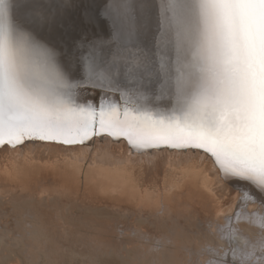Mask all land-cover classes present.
Masks as SVG:
<instances>
[{"label": "bare ground", "instance_id": "6f19581e", "mask_svg": "<svg viewBox=\"0 0 264 264\" xmlns=\"http://www.w3.org/2000/svg\"><path fill=\"white\" fill-rule=\"evenodd\" d=\"M61 2L11 0L12 22L52 49L67 82L79 84L74 99L95 108L96 134L72 145L27 137L0 145V264H264V192L204 149L163 142L133 149L122 133L98 126L101 106H118L121 119L125 107L184 118L174 64L167 78L128 84L123 95L96 79L114 56L134 58L153 44L160 0H63L72 15L103 14L91 73L70 60L55 30L30 20L34 5ZM168 58L175 61L174 49Z\"/></svg>", "mask_w": 264, "mask_h": 264}, {"label": "snow or ice", "instance_id": "6c2138e0", "mask_svg": "<svg viewBox=\"0 0 264 264\" xmlns=\"http://www.w3.org/2000/svg\"><path fill=\"white\" fill-rule=\"evenodd\" d=\"M10 5L0 0V145L22 144L25 137L72 145L76 136L81 142L90 132L95 136V108L76 103L79 84L67 82L52 49L13 24ZM73 7L63 0L36 4L29 17L36 27L55 30L70 60L91 73L103 14L83 9L72 15ZM155 8L153 44L134 58L114 56L96 79L123 95L128 84L167 78L174 64L177 93L187 97L184 118L157 119L125 107L121 119L118 106H101L99 128L122 133L133 149L154 142L204 149L225 172L264 192V0H160Z\"/></svg>", "mask_w": 264, "mask_h": 264}, {"label": "rangeland", "instance_id": "374dc122", "mask_svg": "<svg viewBox=\"0 0 264 264\" xmlns=\"http://www.w3.org/2000/svg\"><path fill=\"white\" fill-rule=\"evenodd\" d=\"M79 227H81V226H79ZM83 228H85V227L82 226L81 229H83ZM75 260L79 263V260H78V259H74L73 261H70V262H68V263L71 264V262H73V264H75V263H74V262H76ZM24 261H25V260H24ZM12 262L15 263L14 261H12ZM22 262H23V261H22ZM77 262H76V263H77ZM102 262H103V260H102ZM16 263L20 264V261H16ZM23 263H24V264H27L26 261L23 262ZM68 263H67V261H66V264H68ZM78 263H77V264H78ZM9 264H11V262H9Z\"/></svg>", "mask_w": 264, "mask_h": 264}, {"label": "water", "instance_id": "95a60500", "mask_svg": "<svg viewBox=\"0 0 264 264\" xmlns=\"http://www.w3.org/2000/svg\"><path fill=\"white\" fill-rule=\"evenodd\" d=\"M96 107H98V106H96ZM34 140V139H33Z\"/></svg>", "mask_w": 264, "mask_h": 264}]
</instances>
